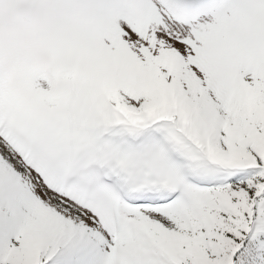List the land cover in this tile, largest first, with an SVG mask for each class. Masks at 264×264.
Listing matches in <instances>:
<instances>
[{"label":"snow or ice","instance_id":"snow-or-ice-1","mask_svg":"<svg viewBox=\"0 0 264 264\" xmlns=\"http://www.w3.org/2000/svg\"><path fill=\"white\" fill-rule=\"evenodd\" d=\"M0 264H264V0H0Z\"/></svg>","mask_w":264,"mask_h":264}]
</instances>
